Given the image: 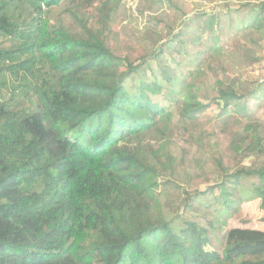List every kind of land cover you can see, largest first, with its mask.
Masks as SVG:
<instances>
[{"label": "trees", "instance_id": "trees-1", "mask_svg": "<svg viewBox=\"0 0 264 264\" xmlns=\"http://www.w3.org/2000/svg\"><path fill=\"white\" fill-rule=\"evenodd\" d=\"M117 1L19 0L27 18L0 0V264H264V232L231 224H248L246 201L264 209V161L244 163L264 155L262 138L249 136L259 123L247 122L235 142L234 172L221 165L207 190L182 189L180 220L157 211L158 179L176 169L160 142L175 114L192 121L210 105H197L190 90L173 112L181 100L174 74L186 66L172 41L139 59L115 52L107 31ZM62 4L82 26L52 21ZM244 5L252 18L242 28L229 17V32L264 25V0ZM218 39L213 33L212 46ZM193 42L208 50L201 36ZM166 50L170 66L159 64ZM196 69H185L190 88ZM218 93L219 116L246 115L234 87ZM208 193L212 211L198 214L194 199Z\"/></svg>", "mask_w": 264, "mask_h": 264}, {"label": "rangeland", "instance_id": "rangeland-1", "mask_svg": "<svg viewBox=\"0 0 264 264\" xmlns=\"http://www.w3.org/2000/svg\"><path fill=\"white\" fill-rule=\"evenodd\" d=\"M7 1L11 2L14 12L30 18L28 7H15L19 0ZM259 1L262 0H118L116 9L111 12L112 28L107 31V40L118 55L139 59L153 53L166 40L180 48L186 67L181 66L174 74L179 80L174 82V87L182 101L174 107L173 112L182 110V102L189 99L190 90L197 94V105H210L208 109L196 112L192 121L181 120L175 114L165 139L160 142L165 146L170 161L176 166L174 173L158 179L162 183L159 189L162 193L160 206L156 209L163 216L180 220L178 213L185 212L183 199L186 193L182 189H187L190 194L207 190L220 180L221 165L228 172L235 171V159L239 152L234 145L247 135L244 129L247 122L260 124L256 130H251L249 136L251 139L261 137L264 143V25L257 30L253 28L249 31L241 29L229 32L231 25L227 21L234 16L243 28V21L252 18L253 11L251 5L245 6L244 3ZM68 6L69 4H62L55 7L50 12L52 21L71 27L79 24L80 21L72 20L69 12H65ZM239 7L241 8L237 9ZM180 31V36H173ZM218 32L219 39L212 46V34ZM198 36L209 45L206 52H200L199 46H195L193 41ZM160 60L162 63H159V59L151 61L156 64L153 67L158 71V63L170 66V51L166 50ZM194 67L197 68L195 71L198 75L190 88L184 81V74L187 73L185 69ZM148 72L149 70L147 74ZM135 85V80L127 83L129 90H133ZM232 87L246 100L244 106L248 107V111L245 116L233 109L228 115L219 116L221 107L216 98H213L219 94V89ZM263 161L264 155L258 158L253 154L244 163L250 165ZM167 179L171 182L166 184ZM212 197V193H208L206 196L199 195V200L194 199L198 214L212 211ZM200 201L202 204H199ZM243 209V218L249 221L248 224L233 220L232 226L249 227L264 232V209L261 200L246 201ZM190 212L193 211L189 210L188 214ZM214 242L218 248V239L215 238Z\"/></svg>", "mask_w": 264, "mask_h": 264}, {"label": "built area", "instance_id": "built-area-1", "mask_svg": "<svg viewBox=\"0 0 264 264\" xmlns=\"http://www.w3.org/2000/svg\"><path fill=\"white\" fill-rule=\"evenodd\" d=\"M262 65H263V67H264V56H263V59H262Z\"/></svg>", "mask_w": 264, "mask_h": 264}]
</instances>
